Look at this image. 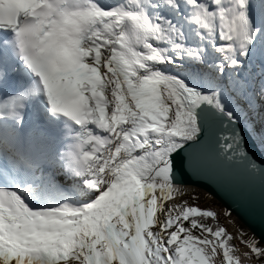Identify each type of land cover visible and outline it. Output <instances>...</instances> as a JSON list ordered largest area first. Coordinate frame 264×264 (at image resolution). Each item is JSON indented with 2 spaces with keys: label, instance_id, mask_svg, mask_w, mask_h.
I'll return each mask as SVG.
<instances>
[{
  "label": "snow or ice",
  "instance_id": "6c2138e0",
  "mask_svg": "<svg viewBox=\"0 0 264 264\" xmlns=\"http://www.w3.org/2000/svg\"><path fill=\"white\" fill-rule=\"evenodd\" d=\"M185 172L264 201V0H0V264H264Z\"/></svg>",
  "mask_w": 264,
  "mask_h": 264
},
{
  "label": "water",
  "instance_id": "95a60500",
  "mask_svg": "<svg viewBox=\"0 0 264 264\" xmlns=\"http://www.w3.org/2000/svg\"><path fill=\"white\" fill-rule=\"evenodd\" d=\"M181 178L188 186L208 194L224 209H230L242 226L264 246V201L258 194L251 197L242 196L228 188L220 187L205 176L191 172H185Z\"/></svg>",
  "mask_w": 264,
  "mask_h": 264
},
{
  "label": "rangeland",
  "instance_id": "374dc122",
  "mask_svg": "<svg viewBox=\"0 0 264 264\" xmlns=\"http://www.w3.org/2000/svg\"><path fill=\"white\" fill-rule=\"evenodd\" d=\"M196 190L198 194L201 196L199 204L202 207H211L213 210L220 213V222L224 224L229 229V231L233 232V234L236 235V228H234L233 225L229 223L228 218L225 217L223 214L225 209L219 203H217L213 198H211L208 194L198 189ZM180 199H187V197H182ZM232 219L235 220V224L239 229H242L245 233H247V235L245 236V239L252 236L249 233V231L245 227H243L242 224L233 215H232ZM233 241H234V244L237 246V248H239L241 252L247 251L246 247L244 246L243 243H241L240 239H234ZM251 261L254 262V264H260V262L256 261L255 258H253Z\"/></svg>",
  "mask_w": 264,
  "mask_h": 264
},
{
  "label": "trees",
  "instance_id": "16d2710c",
  "mask_svg": "<svg viewBox=\"0 0 264 264\" xmlns=\"http://www.w3.org/2000/svg\"><path fill=\"white\" fill-rule=\"evenodd\" d=\"M231 243H233L234 244V242L232 241Z\"/></svg>",
  "mask_w": 264,
  "mask_h": 264
},
{
  "label": "bare ground",
  "instance_id": "6f19581e",
  "mask_svg": "<svg viewBox=\"0 0 264 264\" xmlns=\"http://www.w3.org/2000/svg\"><path fill=\"white\" fill-rule=\"evenodd\" d=\"M192 188V187H191Z\"/></svg>",
  "mask_w": 264,
  "mask_h": 264
}]
</instances>
